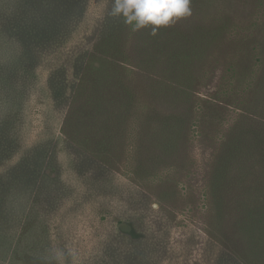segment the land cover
<instances>
[{
	"label": "rangeland",
	"instance_id": "1",
	"mask_svg": "<svg viewBox=\"0 0 264 264\" xmlns=\"http://www.w3.org/2000/svg\"><path fill=\"white\" fill-rule=\"evenodd\" d=\"M88 3L90 31H76L70 59L98 42L113 6ZM190 8L155 35L123 24L113 58L121 70L107 67L103 86L113 118L102 128L107 149L101 159L78 158L74 169L61 165L67 192L49 218L62 264H228L235 245L260 254L256 233L237 236L234 217L254 186L264 188V139L240 142L257 153L237 162L245 175L233 173L221 207L212 185L230 130L264 128V80L237 95L245 88L233 76L264 73V0H191Z\"/></svg>",
	"mask_w": 264,
	"mask_h": 264
},
{
	"label": "trees",
	"instance_id": "2",
	"mask_svg": "<svg viewBox=\"0 0 264 264\" xmlns=\"http://www.w3.org/2000/svg\"><path fill=\"white\" fill-rule=\"evenodd\" d=\"M88 6V0H0V264H62L49 218L67 192L61 165L66 161L74 169L77 160H89V155L101 159L107 149L102 128L111 126L113 118L103 86L110 80L107 67L112 74L121 70L113 58L124 21L110 15L91 50L70 59L76 31H90L83 26ZM233 72L245 88L237 95L264 80L256 69ZM63 109L67 112L61 116ZM89 129L94 133L90 138ZM235 134L230 130L224 138L215 169L212 191L219 207L235 185L233 173L242 170L237 162L257 153L240 142L263 141L264 128ZM260 163L264 166V158ZM254 187L234 226L237 236L255 232L261 252L249 255L228 246V264H264V188Z\"/></svg>",
	"mask_w": 264,
	"mask_h": 264
},
{
	"label": "clouds",
	"instance_id": "3",
	"mask_svg": "<svg viewBox=\"0 0 264 264\" xmlns=\"http://www.w3.org/2000/svg\"><path fill=\"white\" fill-rule=\"evenodd\" d=\"M191 0H113L110 15L139 30L151 26L152 34L191 15Z\"/></svg>",
	"mask_w": 264,
	"mask_h": 264
}]
</instances>
